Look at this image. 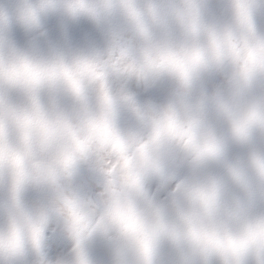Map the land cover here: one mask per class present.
<instances>
[{"label": "clouds", "instance_id": "clouds-1", "mask_svg": "<svg viewBox=\"0 0 264 264\" xmlns=\"http://www.w3.org/2000/svg\"><path fill=\"white\" fill-rule=\"evenodd\" d=\"M0 264H264V0H0Z\"/></svg>", "mask_w": 264, "mask_h": 264}]
</instances>
